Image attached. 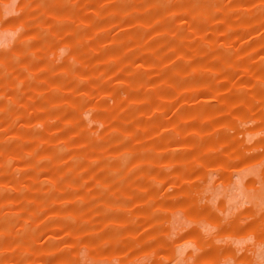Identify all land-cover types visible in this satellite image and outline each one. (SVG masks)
I'll list each match as a JSON object with an SVG mask.
<instances>
[{
	"label": "rangeland",
	"instance_id": "1",
	"mask_svg": "<svg viewBox=\"0 0 264 264\" xmlns=\"http://www.w3.org/2000/svg\"><path fill=\"white\" fill-rule=\"evenodd\" d=\"M0 264H264V0H0Z\"/></svg>",
	"mask_w": 264,
	"mask_h": 264
}]
</instances>
